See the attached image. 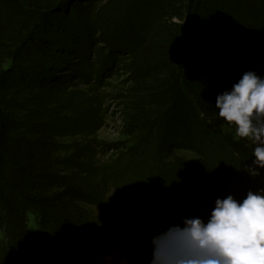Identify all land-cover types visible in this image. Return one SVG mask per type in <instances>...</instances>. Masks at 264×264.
<instances>
[{
    "label": "trees",
    "instance_id": "16d2710c",
    "mask_svg": "<svg viewBox=\"0 0 264 264\" xmlns=\"http://www.w3.org/2000/svg\"><path fill=\"white\" fill-rule=\"evenodd\" d=\"M245 2L0 0V230L6 217L24 209L53 228L70 230L59 211L67 202L104 200L114 220L112 234L141 246L152 258L154 236L183 226L184 218L207 222L217 198L231 194L241 200L248 190L264 188V169L253 177L245 167L252 163V146L224 130L216 115V96L209 92L216 86L230 89L245 68L264 70L257 61L261 54L240 43L227 49L232 60L221 63L214 55L223 53L215 45L217 35L231 36L225 26ZM80 15L88 19L85 42L95 25H105L108 47L122 50L110 42L119 35L127 38L128 56H134L127 65L128 81L134 85L128 90L123 141L90 139L77 145L56 139L82 133L96 113L84 94L59 93L55 84L69 81L45 69L57 57H44L42 49L63 50L59 43L70 37L69 25ZM259 24L264 32V13ZM70 58L96 74L86 57ZM224 64L243 66V73L225 71ZM47 92L59 94L58 107L45 103ZM63 108L77 113L61 115ZM95 148L99 157L94 158ZM108 150L117 155L104 157ZM181 151L196 158L188 161L177 155ZM63 166L75 171L59 174ZM49 248L39 244L33 253L43 259ZM21 256L16 251L8 264H23ZM74 263V258L67 261Z\"/></svg>",
    "mask_w": 264,
    "mask_h": 264
},
{
    "label": "rangeland",
    "instance_id": "374dc122",
    "mask_svg": "<svg viewBox=\"0 0 264 264\" xmlns=\"http://www.w3.org/2000/svg\"><path fill=\"white\" fill-rule=\"evenodd\" d=\"M263 1L246 0L245 3L241 4L240 14H237L234 17L235 20H232L234 24L230 23L225 26L231 31V36L227 37L222 33L217 35L218 42L215 45L217 48L223 49V53L217 50L214 55L218 56L221 63L232 60V57L227 54V49L230 43L236 42L238 46L240 43L244 48H252L258 51L261 55L258 56L257 61L264 64V32L261 31L262 27L259 24L261 15L264 13ZM249 8L254 10H249ZM81 11L79 10V12ZM261 11L262 13H260ZM87 21L88 19L84 15H80L74 25H69L70 37L65 36L67 38L59 43L64 46L63 50L61 48L55 50L42 49L46 52L44 57H50V55L57 57L55 60L46 62V73L50 76L64 75V81H69L55 84L54 87L58 92L62 94L68 91H73L76 94L82 93L87 99L85 101L92 103V107L96 108V113L87 121V128L82 133L59 136L56 139L63 143L72 142L77 145L90 139H98L104 142L123 141L126 139L122 134V123L125 119V113H127L128 90L134 85L128 81L127 65L134 56H128L130 49L127 45V38H120L119 35H116L110 42L122 50H113L108 47L106 38L110 35L106 31L105 25H95L96 27L94 26L91 32V41L85 42V37H90V32L86 26ZM80 25L85 26L81 31H78L76 27ZM93 34L96 37L92 38ZM64 51L67 52L64 53ZM69 52H73L72 55H69ZM70 57H86L87 61L95 64L96 74L90 75L83 63ZM110 61L112 62L109 63ZM73 64L75 69H71ZM225 68L235 75L243 73L244 70L243 66L235 67L234 64H224V70L227 71ZM249 70H254L258 75L264 77V72L263 74L261 72L264 70L255 66L245 68V72ZM78 74L81 78H76ZM19 86L22 87V84ZM223 91L219 86L211 87L209 90L213 96H217ZM49 93L44 94L43 100L51 108L58 107L59 101L56 99L59 94L55 97ZM75 113L77 112L63 108L61 115L68 117ZM224 130L234 134V129L226 125H224ZM93 150L95 153L93 157H99L98 149ZM116 155V151L108 150L104 157ZM177 155L185 157L188 161L196 158L195 155L185 151L178 152ZM83 159L88 161L85 157ZM72 171H75L73 167L63 166V168H59L58 173H70ZM76 173L78 175V172ZM103 201L92 203L72 199L67 202L65 208L59 211L63 213V216L66 215L65 218H67L68 227H71L70 230L53 228L52 224H45L46 220H42L39 216L31 212L25 213V209L14 218L6 217L7 221L2 223L3 226L0 230V264H8L9 258H14L16 251L22 255L23 264H34L36 260L40 261V264H67L68 259L71 258L75 259L74 264H97L98 258H102L103 263L101 264H107L115 255L118 257L114 264H150L152 260L149 257L150 252L146 249L140 250L141 246L130 245L119 236L112 234L114 233L112 229L114 228V220ZM39 244H47L50 247L48 254L43 259L41 255L33 253Z\"/></svg>",
    "mask_w": 264,
    "mask_h": 264
},
{
    "label": "clouds",
    "instance_id": "9594fccd",
    "mask_svg": "<svg viewBox=\"0 0 264 264\" xmlns=\"http://www.w3.org/2000/svg\"><path fill=\"white\" fill-rule=\"evenodd\" d=\"M217 118L234 129L233 139L250 144L251 165L264 169V77L246 71L230 89L217 94ZM150 264H264V188L248 190L242 200L229 194L217 198L205 222L184 218L154 236Z\"/></svg>",
    "mask_w": 264,
    "mask_h": 264
},
{
    "label": "bare ground",
    "instance_id": "6f19581e",
    "mask_svg": "<svg viewBox=\"0 0 264 264\" xmlns=\"http://www.w3.org/2000/svg\"><path fill=\"white\" fill-rule=\"evenodd\" d=\"M108 249L112 250V248L108 247ZM93 250V249H92ZM90 251V250H89ZM118 257V256H117ZM116 255L114 256V258L112 260H109L107 264H114L115 263V259L117 258ZM102 258H98L96 260L97 264H101L103 263V261H101ZM93 264V263H92ZM95 264V263H94ZM127 264H132V263H127Z\"/></svg>",
    "mask_w": 264,
    "mask_h": 264
}]
</instances>
